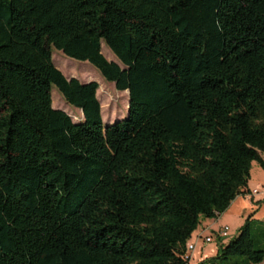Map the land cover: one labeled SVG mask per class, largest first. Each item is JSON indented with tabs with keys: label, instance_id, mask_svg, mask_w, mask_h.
Instances as JSON below:
<instances>
[{
	"label": "trees",
	"instance_id": "trees-1",
	"mask_svg": "<svg viewBox=\"0 0 264 264\" xmlns=\"http://www.w3.org/2000/svg\"><path fill=\"white\" fill-rule=\"evenodd\" d=\"M53 49L128 117L105 126L100 85ZM263 155L264 0H0V264H191ZM263 202L198 264H264Z\"/></svg>",
	"mask_w": 264,
	"mask_h": 264
},
{
	"label": "rangeland",
	"instance_id": "rangeland-1",
	"mask_svg": "<svg viewBox=\"0 0 264 264\" xmlns=\"http://www.w3.org/2000/svg\"><path fill=\"white\" fill-rule=\"evenodd\" d=\"M102 52L108 61L119 63L118 59L105 44H103ZM53 59L56 67L68 80L77 79L83 84L96 82L100 85V89L98 90V99L102 106V118L105 126H108L109 123L114 124L117 120L126 119L128 117L127 109L129 105V95L127 93L125 94L118 91L115 84L106 81L94 66H92L90 63L72 60L66 57L62 52H59L55 49H53ZM52 97L53 107L57 110L67 112L72 117L74 122H79L80 116L83 118L82 111L70 106L57 88H53ZM249 186L252 192L254 189L264 186V169L258 163L253 164L252 178ZM245 198L251 200L253 199L257 202L264 201L254 196H248ZM236 209L231 211L228 214L229 216L226 218L222 217L216 228L207 231L204 236L212 237L213 242L208 244L202 241L198 245L191 262L192 264L209 261L218 255L221 242L217 235L222 228L229 227L230 229L229 237L223 239L222 241L223 245H228L229 242L235 236H237L240 228L245 224L249 214L252 211L251 209L250 211H247V206H239L238 211ZM261 214L264 215V204ZM262 215L260 217H262ZM261 220L264 221V217H262ZM210 223L211 221L209 219L202 218L200 228L194 234L192 239L193 242H195V237L201 234L203 229Z\"/></svg>",
	"mask_w": 264,
	"mask_h": 264
},
{
	"label": "built area",
	"instance_id": "built-area-1",
	"mask_svg": "<svg viewBox=\"0 0 264 264\" xmlns=\"http://www.w3.org/2000/svg\"><path fill=\"white\" fill-rule=\"evenodd\" d=\"M252 196L254 197H258L260 198V200H264V186H261L259 187L258 189H255L253 192H252ZM229 227H225V228H222L219 232H218V239L219 238H222V239H226L229 237ZM205 242V243H212L213 242V238L212 237H205L203 234H199L195 237V242L191 241L189 244H188V251H187V258L190 259V261L193 259L194 257V253L198 247V245L201 243V242Z\"/></svg>",
	"mask_w": 264,
	"mask_h": 264
},
{
	"label": "crops",
	"instance_id": "crops-1",
	"mask_svg": "<svg viewBox=\"0 0 264 264\" xmlns=\"http://www.w3.org/2000/svg\"><path fill=\"white\" fill-rule=\"evenodd\" d=\"M128 108H129V105H128ZM127 112H128V109H127ZM83 116V115H82ZM84 119V116L83 118H81L80 116V121L79 122H82V120ZM249 189H250V186H249ZM251 190V189H250ZM255 190V189H254ZM252 191V190H251ZM254 202H257L256 200H254ZM239 206H247V211H250V209L254 208V205L252 203V200L251 199H248V198H244V197H238L236 199V201H234V203L232 204V206L230 207V209L228 210L227 213H225L224 215H222L220 218L216 219V220H210L211 223L209 225H207L204 229H203V232L201 234L205 235L207 233L208 230H213L214 228H216L219 224V222L221 221L222 217L223 218H226L227 216H229L228 214L235 210L238 211V208ZM200 262H197L196 264H198ZM192 264V263H191Z\"/></svg>",
	"mask_w": 264,
	"mask_h": 264
}]
</instances>
